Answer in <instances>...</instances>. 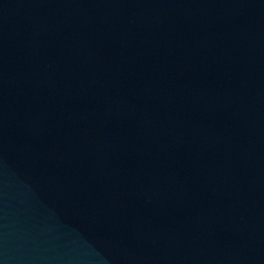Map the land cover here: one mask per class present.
<instances>
[{"label": "water", "instance_id": "95a60500", "mask_svg": "<svg viewBox=\"0 0 264 264\" xmlns=\"http://www.w3.org/2000/svg\"><path fill=\"white\" fill-rule=\"evenodd\" d=\"M0 264H264V0H0Z\"/></svg>", "mask_w": 264, "mask_h": 264}]
</instances>
